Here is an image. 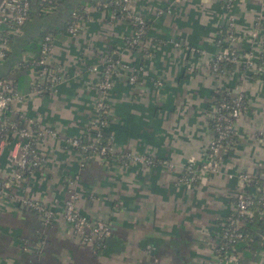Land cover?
<instances>
[{"label": "crops", "instance_id": "0c3cea01", "mask_svg": "<svg viewBox=\"0 0 264 264\" xmlns=\"http://www.w3.org/2000/svg\"><path fill=\"white\" fill-rule=\"evenodd\" d=\"M47 1L53 8L43 14L30 0L31 17L10 35L12 45L0 60V80L18 97L6 111L8 122L53 132L34 143L42 160L35 172L0 199V264H212L222 222L243 189L237 177L264 179V88L254 72L231 65L212 73L209 63L218 51L217 31L228 25L237 48L254 55L264 50V0H231L228 7L224 0H129L130 12L147 24L135 50L125 46L132 24L113 12L92 6L81 30L69 37L70 11L90 0ZM48 29L60 30L53 34L50 62L61 80L40 95L31 91L30 61L38 34ZM104 56L120 65L107 99L109 162L84 159L64 144L87 136L97 81L89 69ZM121 66L139 69L134 84ZM223 90L246 102L233 125L235 143L219 152L215 172L181 184L185 165L206 160L207 114L213 93ZM21 142L15 132H0V181L14 173ZM244 189L257 195L254 187ZM71 192L78 214L109 226L101 247L80 244L65 227L61 211ZM23 199L50 209L49 224L23 207ZM248 264H264V246Z\"/></svg>", "mask_w": 264, "mask_h": 264}, {"label": "built area", "instance_id": "2783aa9c", "mask_svg": "<svg viewBox=\"0 0 264 264\" xmlns=\"http://www.w3.org/2000/svg\"><path fill=\"white\" fill-rule=\"evenodd\" d=\"M231 0H224L225 6L231 4ZM108 4V3H107ZM106 2H96L95 4H85L78 10L70 12L64 32L67 36H75L82 28V23L86 18V12L92 6L100 11L107 13ZM116 8L119 13L116 16L119 20L128 19L134 28L133 35L125 41L126 48H139L142 43V36L145 33V21L140 16L132 14L129 10V0H113L109 3ZM41 12L49 13L53 5L50 1H44ZM29 1L28 0H1L0 1V60L4 58L8 51L7 38L16 33L22 27L28 18ZM115 13V12H113ZM260 25V19L254 22V27ZM226 35L221 43H227L228 48L218 50L211 57L209 69L212 73H222L224 68H220V64H230L243 66L246 70L254 72L261 76V84L264 83V58L263 65L256 67L254 64L258 56L252 53H240L237 48L238 39L234 35L232 28L228 25ZM55 43V38L52 34H46L42 37L36 56L31 59V66L34 68V79L31 85V91L40 95H47L54 91L56 85L60 82V74L58 68L50 62V54ZM220 43V40L218 41ZM264 55V50L261 51ZM127 72V82L132 85L136 82L139 69L133 66H121ZM120 65L112 60L110 56L100 58L99 62L92 66L89 71L97 76V81L94 84L95 100L93 103L94 119L88 126L86 144H82L79 139L66 141V147L69 149H78L82 152H87L90 157H97L102 162H109L113 158L111 150V138L107 134L103 143L101 141L105 127L109 122L110 112L107 104L108 93L110 92L113 80L118 75ZM156 86L160 83L155 82ZM231 106H227L224 102H220L211 107L207 117L213 121L211 136L206 149V160L197 167L187 164L183 167L182 174L178 178V182L185 185L194 184L203 174L215 172L219 162V152L226 150L231 145V137L234 135L233 125L239 116L246 108V102L241 94L230 96ZM12 85L0 80V132L11 133L15 132L22 140L19 145L18 154L15 162L14 173L10 178L2 181L0 185V199L4 198L7 191L15 185L16 182L24 178V175L30 174L32 170L42 163L41 158L37 156L33 148L34 143L41 140L43 136H53V132L49 129H36L26 131L19 128L15 123L6 120L7 106L17 99ZM228 111L224 114L222 110ZM89 130L94 133L89 134ZM82 158L86 157L80 154ZM124 160H129V155L123 156ZM238 181L242 188L252 184L250 178L244 175H239ZM257 182V181H256ZM258 183V182H257ZM13 185V186H14ZM238 191L233 199V205L229 214L224 218L221 227V233L218 235L214 245L212 256V264H219L224 260L223 264H233L236 258L233 254V243L241 238L239 233L243 226L244 219L251 216L252 210L255 207L263 208L264 203V179L256 186L255 189L260 192V198L255 201V197L246 193L245 189ZM76 195L70 193L67 200L64 202L61 211V217L65 227L70 233L77 238L80 244H99L110 235L109 226L101 221H90L86 217L77 213L75 208ZM27 207L37 213L41 217L42 224L48 225L52 218L50 209L42 206L38 202L26 200ZM220 254V252H222Z\"/></svg>", "mask_w": 264, "mask_h": 264}, {"label": "trees", "instance_id": "16d2710c", "mask_svg": "<svg viewBox=\"0 0 264 264\" xmlns=\"http://www.w3.org/2000/svg\"><path fill=\"white\" fill-rule=\"evenodd\" d=\"M28 1H29V9H28V18L27 19H29L31 17L30 0H28ZM44 1H47V0H34L35 6L41 5V7H42L44 5ZM111 1H113V0H97V1L96 0H90V1H88L87 4H90V3L95 4L96 2H106V4L108 3L107 4L108 7L106 8L107 13L108 12H115L114 14L116 16H118L119 15V13L117 12L118 8H116L112 5H109V3ZM83 5L84 4H79L78 6H76L71 11L78 10ZM68 17H69V15H68ZM67 21H68V18H67ZM67 21H66V24H67ZM123 21L131 23V21L128 19H125ZM146 27H147V24L145 22V31H146ZM59 32H60V30H58V29L42 30L38 34L37 47H35V44H33V47L35 48L34 50L38 51L40 41L44 35H46V34H52L53 35V34L59 33ZM225 35H226V29L225 28H220L217 31L216 38L214 40V45L217 47L218 50H221L223 48H228L227 43H221V41L224 39ZM144 38H145V36H142V40H145ZM219 40H220V43H218ZM7 41H8V46L10 49V47L12 45V39L10 36L7 38ZM128 49L129 50H135L136 48L132 47V48H128ZM239 51H240V53H249L248 51H245L243 49H239ZM256 56H258V59L255 60L254 65L256 67H260L261 65H263L262 59L264 58V55L262 53H259ZM6 57H7V53L4 56L3 60ZM230 66H231L230 64H224V63L220 64V68L221 69L224 68L223 70L229 68ZM237 67H238L239 71L248 72V70H246L243 66H237ZM263 68H264V66H263ZM254 75H256V77L259 78L260 81H262L260 75H257V74H254ZM262 87L264 88L263 82H262ZM227 93H228V91H225V90L214 92L213 93V101H212L210 108L215 106L216 104H218L220 102H222V103L224 102L227 106H231V98H229ZM7 109H9V106H7ZM227 111H228V109L222 110V113L225 114ZM212 125H213V121L211 119H208V126H209L210 131L212 129ZM88 133L92 134L94 132L89 130ZM107 134L108 133H106V132L103 133L102 139H101L102 143H103L104 139L107 137ZM86 138H87V136L80 139V142L83 145L87 143ZM235 138L236 137H235V132H234V135H232V137H231L232 142H231V145L229 146V148L235 143ZM64 144L66 146V143H64ZM74 151L77 152L79 155L80 154L84 155L86 157V159L90 158V156H89L90 153H88V150H87V152H82L78 149H74ZM35 170L36 169L32 170V172H35ZM26 176H28V174L24 175V177H26ZM250 180L252 181V184L247 186V187H254L255 188V185L257 186L260 183V181H257L258 182L257 183L256 179H250ZM1 183H2V181H0V185H1ZM11 185L12 186L14 185L13 182L11 183ZM8 191H7V193H8ZM260 196H261L260 192H257V195L254 196L255 197L254 200L257 201L260 198ZM261 202L264 203V199L261 200ZM251 210H252L251 216L249 218L244 219L243 226L239 230L241 238L239 240H236L232 245L233 254L235 255V258H236V260H235V262H233V264H248L249 262H255L256 260H258L259 254L263 249V246H264V207L263 208L255 207ZM30 211L34 214H37L32 210H30ZM220 233H221V231H220ZM101 246H102V243L99 244V247H101ZM222 253H223V251L220 252V254H222ZM223 262H224V260H222L221 263H219V264H223Z\"/></svg>", "mask_w": 264, "mask_h": 264}, {"label": "rangeland", "instance_id": "374dc122", "mask_svg": "<svg viewBox=\"0 0 264 264\" xmlns=\"http://www.w3.org/2000/svg\"><path fill=\"white\" fill-rule=\"evenodd\" d=\"M20 140H21V139H20ZM19 181H20V180H19ZM19 181H18V182H19ZM16 183H17V182H16ZM26 200H27V199H23L22 202H21V203H22L21 205H22L23 207L28 208V207H27V204L25 203ZM28 209H29V208H28ZM29 210H30V209H29Z\"/></svg>", "mask_w": 264, "mask_h": 264}]
</instances>
